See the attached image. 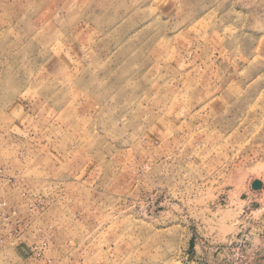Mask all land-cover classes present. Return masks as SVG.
<instances>
[{
  "label": "rangeland",
  "instance_id": "374dc122",
  "mask_svg": "<svg viewBox=\"0 0 264 264\" xmlns=\"http://www.w3.org/2000/svg\"><path fill=\"white\" fill-rule=\"evenodd\" d=\"M0 264H264V0H0Z\"/></svg>",
  "mask_w": 264,
  "mask_h": 264
}]
</instances>
